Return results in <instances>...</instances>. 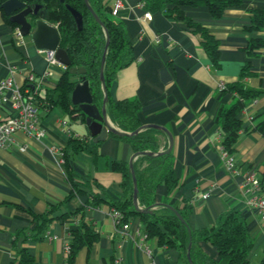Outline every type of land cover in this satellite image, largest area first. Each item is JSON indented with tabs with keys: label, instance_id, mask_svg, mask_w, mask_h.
<instances>
[{
	"label": "crops",
	"instance_id": "1",
	"mask_svg": "<svg viewBox=\"0 0 264 264\" xmlns=\"http://www.w3.org/2000/svg\"><path fill=\"white\" fill-rule=\"evenodd\" d=\"M254 9L264 10V0H242L227 7L217 18L205 6L183 7L185 16L217 39L215 63L203 48L200 33L183 21L169 18L162 11L151 12V19H146L143 0H124V6L112 17L125 25L134 57L117 71L109 95L114 100L137 99L140 123L159 124L171 133L173 168L181 186L170 201L190 204L187 218L190 227H211L224 212L239 210L253 242L249 264H264V223L245 206L238 187L245 172H264V136L252 130L264 118V93L246 101L238 114L244 128L231 153L236 173L227 170L220 157L217 147L220 128L215 120L219 108L236 99L234 92L223 90L220 84L236 81L245 62L248 61L252 74L243 83L264 91V46L251 54L245 51L251 36L264 39V27L254 33L246 30ZM16 28L0 11V79L14 67L16 84L30 87L28 75L41 74L47 67L45 51L37 49L28 35L16 37ZM65 67L61 62L51 65L40 88L46 91L53 87ZM82 70L69 69L73 74ZM11 113L9 104L0 106L2 117ZM37 125L43 133L39 139L16 131L13 143L0 149V264H11L17 246L28 247L33 264H69L63 239L78 222L76 217L66 214L89 198V190L82 184L84 180L93 179L99 184H91V189L102 197L123 199L122 175L111 164L130 159L133 150L128 142L108 134L99 141L94 160L87 151H79L70 159L69 176L62 152L68 139L79 137L94 143L85 121L77 113L69 115L58 105L39 104ZM159 141V150L167 148L166 133L159 135ZM69 177L84 192L65 200L72 188ZM166 192L164 185L157 186L155 202ZM204 192H208L205 197ZM50 206H56L51 214L55 218L45 237L24 239V232L32 233L35 225L33 213H43ZM159 207L157 204L152 209ZM110 208L108 202L87 208L86 219L99 238L90 247L79 249L70 264H186L175 248L159 245L155 237L145 236L138 217H131L125 230L116 225ZM51 235L56 237L49 239ZM199 246L218 259L212 244L200 241Z\"/></svg>",
	"mask_w": 264,
	"mask_h": 264
},
{
	"label": "trees",
	"instance_id": "2",
	"mask_svg": "<svg viewBox=\"0 0 264 264\" xmlns=\"http://www.w3.org/2000/svg\"><path fill=\"white\" fill-rule=\"evenodd\" d=\"M145 8L150 12L162 11L165 16L175 20L183 21L193 31L200 33L202 46L209 58L217 63L218 41L210 34L206 28L193 22L183 13L184 6H205L212 17L221 16L229 6L238 5L242 0H143ZM46 5L45 18L49 23L55 24L59 31V46L65 49L69 58L70 65L66 66L60 74L53 87L46 88L44 98L37 92L38 104L45 106L58 105L69 115L77 113L81 121H85V115L77 105L71 102V91L78 81L87 79L93 102L100 107L103 91L99 78L101 56L104 51L105 43L108 40L105 61L103 66L104 81L107 89L106 113L111 121L121 130L126 132L135 131L140 125L138 113L140 104L137 99L114 100L109 95V87L121 68L133 61L132 42L129 38L125 25L121 21H116L110 14V0H88L91 8L103 22L102 26L95 20L87 8L84 0H40ZM66 4L78 10L82 15V28L78 29ZM5 20L16 27L17 25ZM250 23L246 30L254 33L264 27V10L254 9L251 11ZM264 46V39L251 36L245 51L251 54L255 49ZM82 68L80 72L69 71L70 68ZM248 61L241 68L239 77L236 81L224 85L223 90L232 91L236 94L235 101L229 106H221L216 114L215 120L222 133L221 143L223 147L232 153L240 131L244 128L239 112L245 102L256 98L264 91L247 87L243 79L250 76ZM27 86V84H25ZM29 86V85H28ZM24 87V86H23ZM252 130L264 136V118L256 123ZM163 131L147 127L131 135H118L109 133L111 136L128 142L133 152L148 150L156 154H139L133 161V169L137 183V200L141 207L155 204V190L157 186L164 185L167 189L158 205L159 209H152L150 213H143L136 210L132 202L133 182L128 161L112 162L113 170L122 175L121 187L123 193L122 200H110L102 197L99 193L93 192L91 184L99 186L93 179H87L82 184L89 190V198L86 202L77 207L74 211L66 214L77 219V226L69 229L71 234L70 251L67 253L68 263H72L76 253L83 247H90L99 238L97 230L86 219L87 208L97 207L101 202H108L111 207L116 208L122 215L121 222L128 221L131 217H138L143 227L144 233L148 237H155L159 245L173 247L177 250L179 258L186 264L187 250L190 242L189 254L192 264H249L248 254L252 247V239L247 230V223L239 210L231 209L219 217L216 224L211 227L191 228L188 223V214L191 210L189 203L182 205L171 203L173 193L181 186L173 168V155L171 151L159 150V135ZM97 143H88L79 137H70L66 146L63 148V158L69 176V161L79 151H87L94 160L97 151ZM264 173V172H263ZM71 190L65 200L76 194L83 193L79 183L72 177ZM168 205L172 206L183 218L181 221L177 214ZM156 206V205H155ZM56 206H50L43 213H33L35 225L32 233L24 232V239L38 240L45 237L46 230L50 222L55 218L51 214ZM64 216V215H63ZM200 241L212 244L217 252L218 259L215 260L207 255L199 246ZM34 257L28 247L17 246L15 258L11 264H33Z\"/></svg>",
	"mask_w": 264,
	"mask_h": 264
},
{
	"label": "water",
	"instance_id": "3",
	"mask_svg": "<svg viewBox=\"0 0 264 264\" xmlns=\"http://www.w3.org/2000/svg\"><path fill=\"white\" fill-rule=\"evenodd\" d=\"M63 1V0H61ZM87 8L91 12L92 16L95 18L99 24L103 25V22L100 20L95 11L91 8L88 0H84ZM0 8L3 13L8 17V20L15 23L19 28V31L22 36L28 35L32 42L34 43L37 49L45 51H54V57L61 62L62 64L68 66L70 65V58L62 47L59 46L60 36L57 26L49 23L45 18L46 5L40 2V0H0ZM66 8L72 14L75 24L78 29L82 28V15L75 8L66 4ZM108 40L105 43L104 51L101 56L99 78L101 82V88L103 91V98L100 107L93 102V97L90 91L89 82L87 79H82L75 83L71 91V102L74 105H77L80 111L85 115V123L88 126L89 133L92 137V141L97 143L104 140L109 133H114L118 135H131L138 130L152 127L159 129L167 134L169 138L168 146L165 152H169L172 148V136L169 130L159 124H141L135 131L126 132L120 128L113 126L106 114V101H107V89L104 81L103 75V66L105 61V55L107 50ZM30 87L34 89V84H31ZM45 89L39 90V96H45ZM139 154H156L148 150L136 151L133 152L130 159L128 160V166L132 176L133 182V192H132V202L133 206L139 212H152V208L157 205L159 202H156L153 205L147 207H141L138 204L137 200V183L136 177L133 169V159ZM174 212L177 214L178 218L181 221H184L182 216L170 205H168ZM190 242L188 244L187 250V261L188 264H192L191 257L189 254Z\"/></svg>",
	"mask_w": 264,
	"mask_h": 264
},
{
	"label": "built area",
	"instance_id": "4",
	"mask_svg": "<svg viewBox=\"0 0 264 264\" xmlns=\"http://www.w3.org/2000/svg\"><path fill=\"white\" fill-rule=\"evenodd\" d=\"M123 6L124 0H113L110 14L112 16L117 15L119 9ZM151 16L150 11L147 10L144 12V17L146 19H151ZM14 35L18 38L22 36L18 27L14 30ZM45 58L47 60L46 69L41 74L35 75L30 73L27 77L28 83L34 84V89L29 86L21 87L16 84L14 79L16 70L14 67L10 68L9 74L6 77L0 79V106L9 104L12 112L5 117L0 115V149L13 143V134L16 131H22L37 139L43 134L37 125L39 117L37 92L50 73V66L59 62L54 57V51L52 50L45 51ZM220 88H224V85L220 84ZM218 137L219 142L217 147L223 164L227 170L236 173L234 158L221 143V132H219ZM160 150H163V148ZM238 187L245 206L255 211L260 221L264 223V173H258L256 171L245 172ZM207 195L208 192L203 193L204 197ZM110 213L116 225H120L124 230L128 228L129 222H121L122 215L116 208L111 207ZM55 237V235L48 236L49 239H54ZM71 237L69 230H67L63 239V247L66 253L70 251Z\"/></svg>",
	"mask_w": 264,
	"mask_h": 264
}]
</instances>
